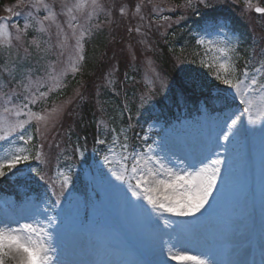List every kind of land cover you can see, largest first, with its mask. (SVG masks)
<instances>
[{
	"label": "rangeland",
	"instance_id": "1",
	"mask_svg": "<svg viewBox=\"0 0 264 264\" xmlns=\"http://www.w3.org/2000/svg\"><path fill=\"white\" fill-rule=\"evenodd\" d=\"M34 2L35 0H23V3L20 0H13V3L4 5L0 16V18H7V33L11 35L12 40L10 48L0 44V61H2L0 64V121L6 120L10 124L28 121L25 124L24 135L26 138L28 135L33 136L32 141L27 145H24L18 136L14 143L0 142V149L11 148L15 151L17 147H26L31 156L30 161L27 162L28 167L36 168L46 178L51 177L53 180H56L57 169L66 172L69 168L72 169L73 183L69 185L72 196L69 199L62 197L61 200L63 207L71 205L75 217L65 224L59 240L56 241L64 250L65 259L77 262L90 259L91 249L97 243L95 235L97 232L103 234L104 244L105 240H109L113 236L119 240L110 247L113 249L127 251L126 246H129L133 251L141 250L147 249L150 242L154 243L146 236L143 224L123 207L121 191L126 193L129 199L136 198L127 191L125 184L116 181L111 176L109 166L102 159L103 156L108 155L106 149L112 146L111 141L117 133H123L119 137V143H124V136H127L129 154L133 148L136 151L143 149L145 141L141 138L146 134L151 137L147 143H151L152 140H160L166 132L178 133L194 148L211 146L214 152L219 153L221 159L227 158L232 163L236 162L238 167L240 165L247 167L248 173H251L248 166L254 160L248 156V147L251 150L257 148L256 135L249 134L241 138L248 158L246 162L243 158L241 139L235 145L227 144L223 140L219 141L220 144L227 146V152L223 147L215 148L214 145H209V138L223 124L225 113L229 107H224L220 113H210L208 109L201 107L193 117L182 121L176 119L173 121L170 118L164 121H162L163 119H153L140 128L138 135L135 136L130 132V123H128L125 111L130 110L132 106L130 98H132L131 103L134 105V110H130L132 120H138L142 109L140 107L141 95L147 94L151 90L153 101L156 96L173 90L174 82L180 78L181 74L196 77L203 82L205 90L212 87L213 93L215 86L224 87L214 78L217 69L206 66L215 64V58L219 55L208 44V40L219 42L227 39L237 49L233 54L237 68L242 69L247 61L252 60L254 63L249 64L251 70L261 59L259 54L261 49H264V32H262L264 31V14H257L252 9L246 8L245 0H208L210 7L207 8L196 3L192 7H186L187 0H97L100 7L95 9L91 6L92 0H84L87 6L82 11L73 13L76 16V20L73 22L76 25L74 36L73 29L69 28L67 23L70 17L61 13L64 5L74 4L77 0H45V3L52 5L53 10L58 14L55 23L50 20L44 21L46 31H40V25L36 21L43 20L47 10L43 7H31ZM251 3L264 7V0H251ZM137 5H140L139 11H137ZM9 7L15 12H19L20 15L15 16L7 12L6 8ZM121 8L124 9L123 14ZM201 8L203 11L217 9L238 14L239 18L247 25L245 31V33H249L247 37L253 42L249 47L241 46V37L232 33L227 23H225L226 27L221 31V35L204 36L203 24L193 28L190 24L192 19L197 17L195 12ZM188 18L191 21L189 20L183 25L185 19ZM17 23H21V25ZM26 23L29 24L27 34L17 41L15 39L17 28L23 32ZM58 25L63 28V33L59 32ZM137 28L139 31H136ZM129 29L132 30L129 31ZM185 30H190V32L187 33ZM81 31L85 33L83 51L90 35L95 37L94 35L102 33V31H105L110 45H113L109 49V59L101 71L102 73L95 79L94 73L88 77L94 81L91 90L94 93L96 106L91 114L93 118L92 132L94 134L95 126L99 130V134L96 136L105 139L107 141L105 145L92 141V145L89 146L74 131V125L81 118L82 109L78 103H73V101L76 97L81 101L87 99L89 90L87 91L88 82L84 81L85 79L72 82V93L62 98L56 95L51 96L52 93H58L59 89L64 88L68 79L78 73L80 67L83 69V62L78 59L76 49L77 37L80 36ZM181 31L186 34L179 38ZM125 32L127 34L124 37L121 34ZM155 35L161 40L160 42L166 39L167 43L171 44L168 53L174 78L167 75L157 62V56L161 52L157 49L159 43L156 46L153 44ZM202 37L205 43L200 45L198 40ZM7 38L6 34H0V41H5ZM33 39L39 46L32 43ZM255 48H259L260 51L255 53L258 50L256 49L254 52ZM122 57L126 58L127 67L126 70L123 69L126 72L122 71L124 81L121 83L119 59ZM23 61L24 64H22ZM124 67L125 65H123ZM113 68L118 69L109 77L114 82V89L106 83V73L111 72ZM14 71L18 73L17 77L12 75ZM80 78H82V74ZM41 92L47 93V95L41 96ZM120 92L123 93L122 108L108 105L110 100L108 98H111L109 95L118 97ZM25 97H28V100ZM32 99L36 102L29 104V107L25 109L23 105ZM9 100L11 102L7 103ZM89 100L91 97L88 98ZM6 106L12 111L4 113L3 108ZM110 106L112 109L109 108ZM60 109H62V113L58 111ZM17 111L21 113L19 116L15 114ZM28 113L46 117L47 121H38L35 115L30 117ZM182 116L183 114L179 117ZM167 122L169 123L167 124ZM139 125L135 126L138 128ZM37 128H39V133H37ZM113 129L116 130L115 133L112 131ZM3 134L4 128L0 127V135ZM56 143H59V148L54 146ZM263 146L264 143H262L264 153ZM76 147L86 149V162L75 154L74 148ZM38 151L43 154L40 161L36 159ZM110 159L116 161L112 165L113 168L121 167L118 163L120 160L118 149L117 154L114 157L110 156ZM130 165L131 161H129ZM19 167L24 168L25 165L21 164ZM97 167L108 175L114 184L120 185V191L106 193L97 186ZM4 170L7 171V168ZM240 180L239 184L246 186L243 177ZM259 181L263 182L260 186L264 187V178ZM259 181L256 184H259ZM223 184L225 183L223 182ZM224 188L234 191V185L231 183ZM214 195L220 199L213 201L216 207L209 209L207 213H216L222 208L223 203L232 202L236 206L241 205L239 199H235L236 190L234 193L214 192ZM46 196H51V193L47 191V186L42 190H33L31 194L25 195L21 202H17L13 198H1L0 202L4 204V208L0 207V219L18 220L20 223H25L30 213L21 211V209L29 207L31 202L43 203ZM113 200L118 201L113 202ZM58 211L59 208L52 209L47 214L55 216ZM47 214H44L43 218L46 219ZM108 215L115 219L122 229L126 227L131 229H126L127 234H121L122 231L117 226L109 224L111 220ZM229 216L233 220L240 218L241 215L236 211ZM52 231L55 235L56 230ZM127 242L135 243L137 248L134 249ZM128 259L133 260L129 253Z\"/></svg>",
	"mask_w": 264,
	"mask_h": 264
},
{
	"label": "snow or ice",
	"instance_id": "2",
	"mask_svg": "<svg viewBox=\"0 0 264 264\" xmlns=\"http://www.w3.org/2000/svg\"><path fill=\"white\" fill-rule=\"evenodd\" d=\"M20 2L23 3V0ZM194 3L206 8L210 7L208 0H187L185 6L192 7ZM245 5L246 8L256 13L264 14V7L253 5L251 0H245ZM86 6L84 0H77L74 4L62 7L61 14L70 17L67 23L68 27L73 29L74 36L76 25L73 22L76 16L73 13L82 11ZM91 6L93 9L100 7L97 0H92ZM31 7H43L47 10L43 20L36 21L40 25V31H46L44 21L56 22L58 14L53 10L52 5L45 3V0H35ZM136 7L139 11L140 5ZM6 11L15 16L20 15L10 7L6 8ZM121 13H124L123 8H121ZM225 27L226 24L222 18L209 17L204 20L202 31L204 36H219ZM28 28L27 23L24 25L23 32L17 28L15 39L20 41L26 36ZM58 29L60 33H63V28L59 25ZM136 31H139V28ZM0 34H6L8 37L7 40L0 41V44L10 48L12 40L11 35L7 33V18H0ZM84 35L85 33L81 31L80 36L77 37L76 49L79 60H83ZM207 42L219 55L215 58V64L206 66L217 69L214 78L224 87L215 86L214 93L211 90L206 91L202 81L196 77L181 74L177 83L180 97L183 98L185 93H199L204 105L222 103L229 106L223 124L209 138V145L223 147L227 152V146L220 144L219 141L223 140L227 144L235 145L242 137L249 134H258L264 143V49H261L259 54L261 59L251 70L249 64L254 63L252 60L247 61L242 69H238L233 59V54L237 49L227 39L219 42L208 40ZM32 43L39 46L35 39ZM204 43L203 37L198 40V44L203 45ZM116 71L118 69L113 68L111 72L106 73V83L113 89L115 85L109 77ZM40 95L46 96L47 93L41 92ZM25 99L28 100V97ZM10 102V100L7 101V103ZM35 102L34 99L29 100L23 107L27 109L29 104ZM140 107L145 111L154 107L151 90L141 95ZM11 111L12 109L7 106L3 108L4 113ZM58 111L62 113V109ZM15 114L19 116L21 113L17 111ZM28 114L30 117L35 115L38 121H47L46 117L34 113ZM26 123L28 121L18 124H10L6 120L0 121V127L4 128V134L0 135V142L14 143L18 136V139L27 145L32 141L33 136L25 137ZM112 131L116 132L115 129ZM37 133H39V128H37ZM121 135H123L122 132L114 136L111 141L112 146L106 149L108 155L103 156L102 159L109 166L111 176L116 181L125 184L127 191L136 198L129 199L127 194L121 191L123 207L143 224L146 236L154 241L146 250L150 258L128 259L126 250L106 246L103 243V234L97 232L95 234L97 243L91 249L90 259L79 262L65 259L64 250L56 241L59 240L65 224L75 217L71 205L63 207L61 200L62 197L69 199L72 196L69 191V185L73 183L72 169L69 168L67 172L57 169L56 180L51 177L46 178L36 168L28 167L27 162L31 159L28 149L17 147L15 151L11 148L0 149V178H19L26 182L37 179L47 186V191L51 193V196H46L43 203L31 202L29 207L21 209V211L30 213L25 223H20L18 220L0 219V264H170V260L187 261L190 264H242L239 261L221 258L232 255L231 249L221 243L232 222L230 216L224 214L220 220V226L216 232L219 239L214 237L208 240L204 234L205 213L216 207L213 201L220 199L214 195V191H222L217 181L220 179L226 184L228 180L231 166L227 158L221 159L219 153L214 152L211 146L194 148L182 136L173 132H166L160 140H152L151 143H147L151 137L146 134L141 138L145 141L143 149L136 151L133 148L129 154L127 136H124V143H119ZM95 143L105 145L107 141L96 138ZM54 146L60 147L59 143ZM117 149L120 155L118 163L121 167L113 168L112 165L116 161L110 159V156L114 157ZM74 152L86 162V149L76 147ZM42 155L39 151L36 153L37 161L42 159ZM129 161H131L130 166ZM21 164L25 167H19ZM222 167L225 169L223 176ZM5 168L7 171L4 170ZM96 184L106 193L120 191V185L114 184L98 167ZM56 208H59V211L55 216L47 214ZM44 214H47L46 219L43 218ZM172 217L191 219H172ZM53 229L56 230L55 235ZM165 237L168 239H164ZM155 241H159V244ZM183 243L200 245L199 254H177V252H186L185 248L177 249V252L172 251L177 244ZM144 254L141 252V255ZM261 264H264V259Z\"/></svg>",
	"mask_w": 264,
	"mask_h": 264
},
{
	"label": "bare ground",
	"instance_id": "3",
	"mask_svg": "<svg viewBox=\"0 0 264 264\" xmlns=\"http://www.w3.org/2000/svg\"><path fill=\"white\" fill-rule=\"evenodd\" d=\"M2 61H0V64ZM256 135V149H250L248 147V156L249 158H253L254 161L250 163L248 167L251 169V173H248V168L238 164L236 162H230V173L228 176V180L226 184L218 179L217 184L218 187L221 188L222 191L226 192H235L237 195L235 199H239L240 206L234 205L232 202L223 203L222 208L219 209L216 213H205V222H204V234L207 236L208 240H212L214 237L219 239L218 234L216 233L219 226L220 220L222 216L225 214L227 216L231 215L234 212H238L241 216L240 218L233 219L230 223L228 230L226 232L225 238L221 241V243L226 247L231 249V256H222V259H231L233 261L242 262V264H249L248 258L251 256L252 260H254L255 264H258L256 260L259 258H263L264 252V242L260 245H250L249 243L253 240H256L259 237H264V187L260 186L263 184V149H262V141L258 134ZM224 143V142H222ZM242 143V151L244 161H248L247 155L244 149V143L241 139ZM248 146V143H247ZM264 148V146H263ZM241 161V160H240ZM238 167V168H237ZM225 169L222 168V176L224 175ZM241 177H243L245 185H240L239 181H241ZM259 184H256L258 183ZM229 183L234 185V191L230 188H224ZM221 191V192H222ZM215 192V191H214ZM118 200H113V202H117ZM221 215V216H220ZM119 217V216H118ZM112 219V218H111ZM110 219V220H111ZM172 219H191V218H177L172 217ZM112 226H117L115 220L112 219L109 222ZM118 227V226H117ZM112 229H115L112 227ZM119 229V228H118ZM131 229V228H125ZM260 229V230H259ZM127 231V230H126ZM113 234V233H112ZM111 234V235H112ZM164 239H168L165 237ZM264 239V238H263ZM115 242H119L118 239L113 236L109 240H105V245L111 247ZM153 242H150L152 244ZM156 244H159L158 241H155ZM175 243V241H173ZM203 243V241H201ZM185 248L186 252H177V249ZM127 252L132 255L133 260H143L150 258L146 254L147 249H142L141 252H144V255L141 253L138 255L137 252H134L131 247L126 246ZM259 250V251H258ZM173 252H177L178 255H196L200 252V245L196 243H183L177 244L176 248L172 250ZM258 253V255H257ZM257 255V256H256ZM137 256V258H136ZM250 259V258H249ZM170 264H190L187 261L180 260H170Z\"/></svg>",
	"mask_w": 264,
	"mask_h": 264
},
{
	"label": "trees",
	"instance_id": "4",
	"mask_svg": "<svg viewBox=\"0 0 264 264\" xmlns=\"http://www.w3.org/2000/svg\"><path fill=\"white\" fill-rule=\"evenodd\" d=\"M13 3V0H0V13H2L3 11V7L4 5L8 4V3ZM220 12V11H219ZM211 17H220L223 16L224 18L230 19L233 28L238 31V32H243L246 38L247 35L249 33H245V31L247 30V25L244 23L243 20L238 19L237 17H235L234 15H231V13L229 11H221L220 13H211L210 15ZM264 32V31H262ZM127 34V32L122 33L121 35H123L125 37V35ZM183 31L180 32V35L178 36L180 38V36H182ZM260 36H263L262 34H259ZM161 40L158 39V36L155 35V38L153 39V44L156 46L159 43V46L157 47V49L161 52L159 54V56H157V62L158 64L161 66V68L163 69V71L169 75V76H173L174 72L172 73V67L170 66V56L168 53V49L170 48L169 43H167L166 39L163 40V42H160ZM113 45H110V40L108 41V35L105 34V31L102 33H99L97 35H95L94 38H92L91 40H89L86 44V51H85V56H86V60H85V65L83 67V72H82V78L80 79H85L84 81L88 82L87 85V91L89 90V93L87 94V99L81 101L79 99H77V97L74 99L73 103H78L82 109L81 111V118L79 119L78 122H76L75 126V134L79 135V137H83L85 136L87 139L90 140V138H92V130H93V118L91 117L92 111L95 110L96 106H95V101H94V93L91 90V86L94 83V81H92V79H88L89 76H91V74L94 73V79L96 78V76H99L104 69V66L106 64V62L109 59V49L110 47H112ZM177 48V47H176ZM22 64H24V61L22 62ZM123 65H125V67L123 68ZM119 67H120V72H119V77L122 78L121 74L123 69L126 70L127 67V62H126V58L122 57L119 59ZM175 77V75L173 76V78ZM80 79L76 80V81H80ZM176 82L179 81V79L175 80ZM127 84V81H126ZM73 84L70 85V89H68V94L72 93L71 88H72ZM128 86V85H127ZM132 90V89H130ZM107 91V89H106ZM108 92V91H107ZM66 91L62 92V95H66L65 94ZM109 95V93H107ZM130 95V94H129ZM61 96V97H63ZM111 98L109 100V104L108 105H115L118 106V108H122L121 106V100L123 99V93L120 92L119 96H111L109 95ZM91 97V100L88 101V98ZM172 97V95H170V98ZM131 99L130 98V104L131 103ZM88 101V102H87ZM198 100L189 97L188 93H185L184 97L181 98L180 95L179 96H173V98H171L170 100H168V104H166V102L161 103L158 102L159 105V112L160 114L166 113L167 111L170 113L172 111V108H168L166 107L167 105H170L172 107H178L181 108L180 106H184L186 110H192L193 108H195L196 104H197ZM132 109L134 110V105L132 104ZM110 109H112V107H109ZM5 184L7 185L6 181L1 180L0 181V193L2 192V185ZM10 193L15 195V189L10 187Z\"/></svg>",
	"mask_w": 264,
	"mask_h": 264
}]
</instances>
